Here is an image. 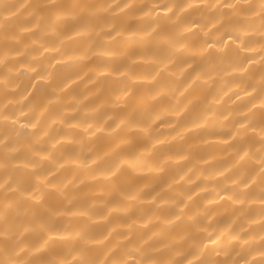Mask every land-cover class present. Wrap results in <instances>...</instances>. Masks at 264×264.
Instances as JSON below:
<instances>
[{
  "label": "clouds",
  "instance_id": "clouds-1",
  "mask_svg": "<svg viewBox=\"0 0 264 264\" xmlns=\"http://www.w3.org/2000/svg\"><path fill=\"white\" fill-rule=\"evenodd\" d=\"M0 264H264V0H0Z\"/></svg>",
  "mask_w": 264,
  "mask_h": 264
}]
</instances>
